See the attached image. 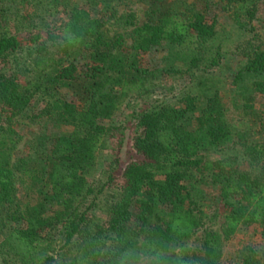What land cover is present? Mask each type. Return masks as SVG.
I'll list each match as a JSON object with an SVG mask.
<instances>
[{
  "label": "trees",
  "instance_id": "1",
  "mask_svg": "<svg viewBox=\"0 0 264 264\" xmlns=\"http://www.w3.org/2000/svg\"><path fill=\"white\" fill-rule=\"evenodd\" d=\"M21 1L69 18L47 31L12 34L11 7L0 5V234L14 263L99 264L96 243L117 233H159L180 249L202 230L186 259L222 264L224 238L250 226L260 227L264 238V142L248 143L239 136L218 91L205 95L201 105L184 91L176 103L141 109L134 142L140 157L126 166L125 184L106 225L93 228L91 205L84 208L96 191L87 175L114 129L105 122L123 102L133 93L153 94L167 76L221 64V45L207 54L219 27L217 17L208 14V2H199L203 8L194 1L177 9L181 0H143L149 8L139 24L135 13L118 8L133 0ZM221 1L245 5L249 0ZM253 9L246 10L248 16ZM68 22L82 39L77 46L61 47L56 41ZM114 23L133 28L132 44L121 33H107ZM160 49H165L160 58L151 57ZM76 51L82 56L71 60ZM22 52L32 58L30 69L10 66ZM245 56L233 84L244 106L257 99L264 105V48H250ZM42 102L46 107L40 109ZM19 116L46 117L59 130L34 136L30 151L13 159L22 139L13 127ZM212 192L226 208L222 233L212 227L216 215L205 210ZM240 264H264V246L246 248Z\"/></svg>",
  "mask_w": 264,
  "mask_h": 264
},
{
  "label": "rangeland",
  "instance_id": "2",
  "mask_svg": "<svg viewBox=\"0 0 264 264\" xmlns=\"http://www.w3.org/2000/svg\"><path fill=\"white\" fill-rule=\"evenodd\" d=\"M194 1L208 2L209 16H216L219 20L218 33L208 42L207 54L210 53V50H215L221 45L222 51L225 52L221 64L209 70H205L202 66L188 74L167 76L153 94L133 93L123 102L122 108L115 116L105 122L107 126H113L114 129L106 138L104 146L97 152L94 170L87 175L89 182L96 190L84 206L86 208L91 205L89 216L93 228L106 225L110 218L109 208L119 198L125 184L124 170L130 162L140 157L134 142L141 131L135 117L141 109L157 102L176 103L181 99L184 91L196 96L199 99L198 104L201 105L205 95L218 91L223 97L227 117L239 136L244 135L248 143L264 142L263 101L257 99L251 106H244L243 96L233 84L237 72L247 59L245 52L254 47L264 48V0H249L245 5H227L221 0H181L177 3V9H182ZM250 1L253 2L252 5L249 4ZM201 3L198 4L199 8H203V3L202 5ZM0 5L4 9L11 7L7 10V16L8 27L12 34L19 32L23 36H27L31 30L47 31L50 27L60 26L69 18L63 12L54 15L47 14L21 0H0ZM243 5L246 8H243ZM252 6L254 15L250 17L246 10ZM118 8L120 13H135L139 24L147 20L149 7L143 0L119 4ZM106 29L110 36L116 33L123 34L127 42L132 44V27H122L114 23L109 24ZM164 52L165 49H160L152 53L151 57L160 58ZM17 56L18 61L14 62L13 59L11 67L18 64L23 68H31L32 58L27 53H18ZM81 56L76 51L72 53L70 59L75 60ZM45 107V102L39 106L40 109ZM13 127L22 138L12 152L13 159L30 151L34 136L59 130L58 127H53L52 122L46 117L33 121L30 118L19 116L13 120ZM243 168L249 169L247 166H243ZM18 197L21 203L27 201L23 190H20ZM205 210L210 216L216 215L212 227L222 233L226 208L216 193L212 192L209 195ZM52 234L61 246L62 239L59 237L58 230L53 231ZM201 234L202 230H199L180 249H184L186 253H192L199 244ZM4 237V234H0V264H5L4 258L10 259L9 264H16L12 256L7 254L6 248L2 246ZM249 246L256 249H261L264 246L260 227H246L239 230L230 239L224 238L222 264H240L243 253Z\"/></svg>",
  "mask_w": 264,
  "mask_h": 264
},
{
  "label": "clouds",
  "instance_id": "3",
  "mask_svg": "<svg viewBox=\"0 0 264 264\" xmlns=\"http://www.w3.org/2000/svg\"><path fill=\"white\" fill-rule=\"evenodd\" d=\"M81 36L71 22L60 29L56 43L77 46ZM95 257L99 264H189L184 249H178L174 240L159 233L123 232L98 241Z\"/></svg>",
  "mask_w": 264,
  "mask_h": 264
}]
</instances>
